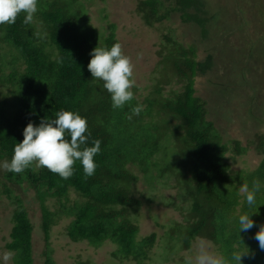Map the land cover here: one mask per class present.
<instances>
[{
    "label": "trees",
    "instance_id": "trees-1",
    "mask_svg": "<svg viewBox=\"0 0 264 264\" xmlns=\"http://www.w3.org/2000/svg\"><path fill=\"white\" fill-rule=\"evenodd\" d=\"M210 3L136 0L135 12L149 26L179 12L182 21L198 24L203 36L211 25L231 28L234 15L226 5L211 8ZM23 18L22 13L14 24L0 25V159L11 160L29 123L39 125L61 110L85 117L91 133L88 146L99 141L101 150L91 177L84 176L78 161L74 175L67 180L35 163L19 174L4 172L10 184L4 183L2 192L14 204L5 244L13 262L34 264V225L27 204L14 192L16 184L24 191L32 190L39 202L40 229L46 241L43 264H55L49 237L61 216L72 217L64 228L71 241H87L92 246L110 241L116 246L112 256L145 264L156 234L139 237L136 215L142 200L136 194L141 176L150 188L167 186L176 177L177 196L189 207L185 223L171 228L179 229L182 250H189L199 237L214 243L227 264H234L232 254L241 252L242 264H264V250L255 239L264 227V188L251 206L240 192L244 185L251 188L254 180L264 185V158L255 168L231 169L245 147L237 139L224 141L207 117L204 99L195 94L194 79L213 69L214 56L197 60L194 46H185L172 32L164 34V44L157 52L162 67L152 83L151 96L141 100L134 86L133 100L122 109H113L110 95L102 83L93 80L87 65L94 48L118 43L115 24L100 30L81 0H39L33 22L25 25ZM237 30L231 33L235 35ZM258 33L247 41L250 47L243 48L250 56H264V30ZM225 71L226 76L231 75L230 70ZM176 78L181 86L166 90ZM241 81L240 77L231 79L232 85ZM136 107L141 108L139 115L133 114ZM259 139L264 154V135ZM49 200H54L50 206ZM240 214L254 222L248 232L238 231ZM169 249L172 247L164 253L165 261L172 259ZM73 264L92 263L77 260Z\"/></svg>",
    "mask_w": 264,
    "mask_h": 264
},
{
    "label": "rangeland",
    "instance_id": "rangeland-1",
    "mask_svg": "<svg viewBox=\"0 0 264 264\" xmlns=\"http://www.w3.org/2000/svg\"><path fill=\"white\" fill-rule=\"evenodd\" d=\"M81 1L85 4L91 22L99 26L100 30H106L108 24H115L114 33L118 43L134 65L136 95L143 101L151 96L152 83L157 77V70L162 67L159 63L161 57L157 52L162 49L161 44H164V34L172 32L185 46H194L197 60H204L208 54L213 55V69L198 74L194 79L195 94L204 99L207 117L214 121L224 141L237 139L245 147L244 153L236 156L231 169H252L260 164L264 158L263 146H259V136L264 135V56H250L243 48L250 47L246 43L251 35L264 30V0H208L212 2L209 4L211 8L225 4L234 16L231 28H216L211 25L206 36H203L205 33L198 24L182 21L176 11L161 22L156 21L149 26L135 12L136 0ZM237 28H241V32ZM235 29L237 33L234 35L231 32ZM225 70H230L231 75L226 76ZM237 77L242 81L232 85L231 79ZM180 82L176 78L170 86H166V90L180 87ZM2 89L6 93L5 88ZM4 162L5 159H0V165ZM5 171L0 167V258L6 252L11 253L5 248V244L9 241L11 214L14 209V204L2 192L4 183L10 184L3 176ZM175 179L176 177L171 178L167 186L158 184L155 188H150L141 176L137 181L136 195L142 200L136 215L139 237L156 234L155 243L150 250L151 257L145 264H185L186 257L195 259L201 244L206 245L213 254L220 255L214 243L199 237L193 241L189 250H182L179 229L171 228H175V224L185 223L189 207L187 201L177 196L179 187ZM13 189L27 204L29 217L34 225V264H43L46 241L40 229L39 202L34 199L32 190L24 191L16 184ZM71 197L74 198L75 195L71 194ZM53 202L54 200H49L47 204L50 206ZM51 208L53 210L55 207ZM71 218L61 216L51 228L49 246L55 264H73L77 260H89L92 264H138L133 259L120 260L112 256L116 246L110 241H104L100 246H92L87 241H71L64 233ZM168 246L172 247V250H168L172 259L165 261L164 253ZM7 264H15L12 255Z\"/></svg>",
    "mask_w": 264,
    "mask_h": 264
},
{
    "label": "clouds",
    "instance_id": "clouds-1",
    "mask_svg": "<svg viewBox=\"0 0 264 264\" xmlns=\"http://www.w3.org/2000/svg\"><path fill=\"white\" fill-rule=\"evenodd\" d=\"M38 2L39 0H0V25L14 24L22 13L23 23L31 24L38 11ZM87 68L93 80L102 83L103 90L110 95L113 109H122L133 100L134 65L123 53L119 43L110 48H94ZM140 111L141 108L136 107L133 114L139 115ZM90 135L85 117L78 112L61 110L55 118L42 120L39 125L29 123L23 131V140L13 149L11 160L4 162L0 167L19 174L35 163L37 168H47L61 179L67 180L74 175V165L78 161L84 176L91 177L97 168L95 157L101 149L99 141H95L93 146H88ZM262 188L264 185L259 180H254L251 188L244 185L240 189L247 205L256 203L257 193ZM237 223L239 233L248 232L255 226L247 214H240ZM255 239L260 249L264 250V227L257 231ZM243 253L232 254L231 260L234 264H242ZM11 255L4 253L0 264H7ZM185 264H227V260L224 256L213 254L206 245L201 244L195 259L186 257Z\"/></svg>",
    "mask_w": 264,
    "mask_h": 264
}]
</instances>
